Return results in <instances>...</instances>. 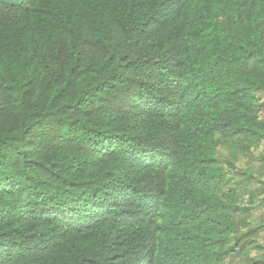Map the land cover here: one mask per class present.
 Wrapping results in <instances>:
<instances>
[{
	"label": "trees",
	"instance_id": "1",
	"mask_svg": "<svg viewBox=\"0 0 264 264\" xmlns=\"http://www.w3.org/2000/svg\"><path fill=\"white\" fill-rule=\"evenodd\" d=\"M0 264H264V0H0Z\"/></svg>",
	"mask_w": 264,
	"mask_h": 264
}]
</instances>
